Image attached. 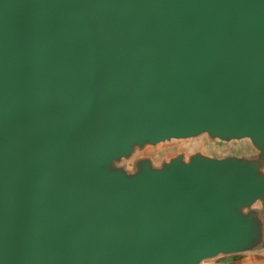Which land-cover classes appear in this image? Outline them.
I'll list each match as a JSON object with an SVG mask.
<instances>
[{
    "label": "water",
    "instance_id": "water-1",
    "mask_svg": "<svg viewBox=\"0 0 264 264\" xmlns=\"http://www.w3.org/2000/svg\"><path fill=\"white\" fill-rule=\"evenodd\" d=\"M203 133L253 152L133 161ZM261 250L264 0H0V264Z\"/></svg>",
    "mask_w": 264,
    "mask_h": 264
},
{
    "label": "rangeland",
    "instance_id": "rangeland-1",
    "mask_svg": "<svg viewBox=\"0 0 264 264\" xmlns=\"http://www.w3.org/2000/svg\"><path fill=\"white\" fill-rule=\"evenodd\" d=\"M194 152L221 157L233 154H247L253 151L248 139L225 142L210 138L207 134L203 133L192 138L171 139L157 145H147L142 148H137L132 157L133 161L142 158L149 159L155 167H158L161 162L177 154H184L187 156ZM128 162L129 171L133 172L135 166H132L131 161ZM252 257L253 255L251 253L222 255L211 259H205L201 264H241L246 260H250Z\"/></svg>",
    "mask_w": 264,
    "mask_h": 264
},
{
    "label": "crops",
    "instance_id": "crops-1",
    "mask_svg": "<svg viewBox=\"0 0 264 264\" xmlns=\"http://www.w3.org/2000/svg\"><path fill=\"white\" fill-rule=\"evenodd\" d=\"M251 254L253 255V257L251 259H264V250H261L258 252H252ZM244 262H242L241 264H244Z\"/></svg>",
    "mask_w": 264,
    "mask_h": 264
}]
</instances>
